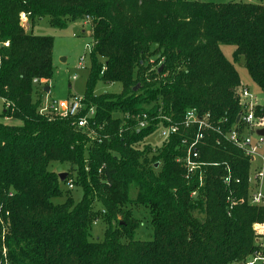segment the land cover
Returning a JSON list of instances; mask_svg holds the SVG:
<instances>
[{
	"label": "trees",
	"instance_id": "16d2710c",
	"mask_svg": "<svg viewBox=\"0 0 264 264\" xmlns=\"http://www.w3.org/2000/svg\"><path fill=\"white\" fill-rule=\"evenodd\" d=\"M23 11L29 23L47 16L57 28L93 18L91 73L83 96L103 126H93L96 137L73 126L71 118L39 113L45 90L33 79L53 76L54 39L27 31L20 22ZM223 44L235 47L234 60L244 58L264 91L262 3L0 0V264H236L246 259L255 247L253 225L264 221V206L248 199L250 159L209 131L198 148L206 163L200 185L199 172L187 178L177 161L187 148L184 130L153 151L140 143L154 126L137 131L126 118L144 112L154 117L160 109L179 122L196 108L218 123L226 119L222 125L229 129L241 109L235 94L241 81ZM100 78L120 82L122 92L94 95ZM6 116L20 123H5ZM257 116L264 119V107L257 108ZM52 161L69 163L63 181L49 169ZM69 178L81 186V200L67 194L54 202ZM135 207L147 211L150 239L137 237L145 222ZM99 220L106 229L101 240H93Z\"/></svg>",
	"mask_w": 264,
	"mask_h": 264
},
{
	"label": "built area",
	"instance_id": "2783aa9c",
	"mask_svg": "<svg viewBox=\"0 0 264 264\" xmlns=\"http://www.w3.org/2000/svg\"><path fill=\"white\" fill-rule=\"evenodd\" d=\"M92 19V17L86 16L87 22L92 23ZM20 22L25 29H28L29 16L24 11L20 13ZM4 45L8 46L9 41H6ZM78 66L82 69L86 68L84 56H81ZM73 78H76V76ZM33 83L39 87H43L40 84V78H34ZM235 94L239 100L241 109L237 115L236 122L229 129L222 125V122H226V119L218 123L213 119L211 113H202L196 108H189L179 122L173 121L169 116L163 114L160 109L154 117H150L149 113L144 112L142 114L127 113L126 118L133 122L130 126L131 129L140 131L154 126V131L158 130L159 141L155 145H151L153 151H156L170 137L184 130L185 138L183 139V143L187 148L184 155L178 157L177 161L181 162L184 166L187 178H190L197 171L199 172L200 185L203 184L202 167L206 163L199 160V145L209 131L218 133L244 152L250 159L251 167L254 162H260V166L254 170V174L251 175L250 173L249 176L250 192L248 199L252 205L264 206V194L261 190V181L264 176V135L258 133L260 129L264 128V119L257 116V108L260 106V103L257 101L256 96L242 84L236 88ZM0 100L3 108L4 99L0 98ZM6 107H9V103H7ZM39 113L49 117L71 118L73 126L88 130L91 133L90 135H92L91 137L97 135L96 128L93 126H96L98 129L103 128L96 121V107H89L84 101L83 95H71L67 100L58 101L50 96V91L49 93L45 92L39 107ZM10 118L12 117H4V119ZM101 140L99 138V141ZM228 172L230 173L229 169ZM230 178L231 176L228 174L224 178L225 182L228 183ZM253 182L257 184V188L253 187ZM67 185L68 188L74 187L73 178L68 179ZM191 195L195 196L196 191H193ZM253 229L255 232V247L246 259L236 264H264V221L256 222L253 225Z\"/></svg>",
	"mask_w": 264,
	"mask_h": 264
},
{
	"label": "rangeland",
	"instance_id": "374dc122",
	"mask_svg": "<svg viewBox=\"0 0 264 264\" xmlns=\"http://www.w3.org/2000/svg\"><path fill=\"white\" fill-rule=\"evenodd\" d=\"M216 3H227L230 1H250L259 2L264 4V0H202ZM91 22H87L86 17L77 18L71 20L63 28H57L50 24L47 16L35 19L29 23V32L35 35L50 36L54 39L53 56H52V68L53 76L50 79L40 78L41 86H49L50 96L58 101L67 100L71 95H84L86 92V84L90 76V68L92 65L91 49H92V37H91ZM27 30V29H26ZM235 47L230 44L221 45V50L224 56L231 61L240 77L241 84L248 88L250 92L256 96L257 101L260 103L259 107H264V91L258 86V84L251 78L247 67L244 62V58L240 57L238 60H234ZM84 56V65L86 68H81L78 63ZM155 59L151 57L150 61ZM104 62L103 59H100ZM76 76V78H73ZM123 90V86L120 82H105L101 78L98 79L94 87V95H101L105 92L109 94H120ZM2 111V102L0 100V112ZM3 122H7L2 119ZM11 124H19L20 121L16 120L8 122ZM158 130L147 135L140 146L144 147L145 144L155 145L158 139ZM260 166V162H254L252 164L250 173L254 174V170ZM49 169H53L59 173L67 172L69 169V163L52 161L49 164ZM76 173H73L72 177H75ZM253 187L257 188V184L253 182ZM62 192L61 196L53 198L54 202H63L68 195H70L75 202L81 200L83 196V190L81 186L74 185L73 188H68L67 183L64 181L60 185ZM131 196L136 194L135 188H131ZM261 190L264 194V176L261 181ZM97 209H102L99 202L95 203ZM136 215H139L144 220V225L137 232V237L142 239L151 238V227L149 225L146 209L142 207H135ZM119 217V216H118ZM106 229V223L103 220L97 221L92 228L91 239L101 240L103 238ZM260 264V263H258Z\"/></svg>",
	"mask_w": 264,
	"mask_h": 264
},
{
	"label": "water",
	"instance_id": "95a60500",
	"mask_svg": "<svg viewBox=\"0 0 264 264\" xmlns=\"http://www.w3.org/2000/svg\"><path fill=\"white\" fill-rule=\"evenodd\" d=\"M161 68H162V67H160V69H161ZM135 89H136V88H135ZM44 90H45V92L49 93V90H50V89H49V86H45V87H44ZM258 133L264 135V128L260 129V130L258 131ZM156 165H157V164H156ZM66 175H67L66 172H61V173H59V177H60V179H61L62 181L65 179Z\"/></svg>",
	"mask_w": 264,
	"mask_h": 264
},
{
	"label": "crops",
	"instance_id": "0c3cea01",
	"mask_svg": "<svg viewBox=\"0 0 264 264\" xmlns=\"http://www.w3.org/2000/svg\"><path fill=\"white\" fill-rule=\"evenodd\" d=\"M29 30V27H28V29H27V31ZM50 89V88H49ZM3 120H5V121H7V122H5V123H8V122H11V121H15V119L14 118H10V119H3ZM14 124V123H13Z\"/></svg>",
	"mask_w": 264,
	"mask_h": 264
}]
</instances>
